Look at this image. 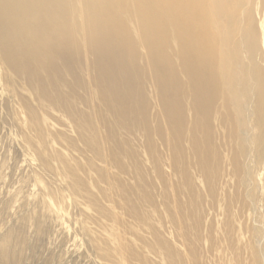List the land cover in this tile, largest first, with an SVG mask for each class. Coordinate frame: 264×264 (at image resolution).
<instances>
[{"label": "bare ground", "instance_id": "obj_1", "mask_svg": "<svg viewBox=\"0 0 264 264\" xmlns=\"http://www.w3.org/2000/svg\"><path fill=\"white\" fill-rule=\"evenodd\" d=\"M0 64L30 120L58 112L137 180L141 149L169 151L180 189L191 168L208 178L225 152L242 186L248 155L258 159L264 0H0ZM254 252L264 264V247Z\"/></svg>", "mask_w": 264, "mask_h": 264}, {"label": "rangeland", "instance_id": "obj_2", "mask_svg": "<svg viewBox=\"0 0 264 264\" xmlns=\"http://www.w3.org/2000/svg\"><path fill=\"white\" fill-rule=\"evenodd\" d=\"M4 71L0 64V264H259L264 137L242 186L226 152L208 178L191 168L180 189L169 151L141 149L137 180L117 170L108 145L97 157L58 112L30 120ZM121 180L133 186L138 218Z\"/></svg>", "mask_w": 264, "mask_h": 264}]
</instances>
